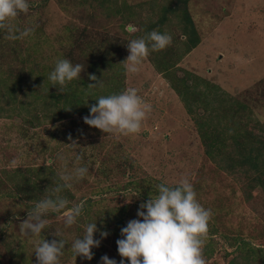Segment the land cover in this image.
<instances>
[{"label":"rangeland","instance_id":"rangeland-1","mask_svg":"<svg viewBox=\"0 0 264 264\" xmlns=\"http://www.w3.org/2000/svg\"><path fill=\"white\" fill-rule=\"evenodd\" d=\"M29 4L12 23L33 28V35L12 41L0 30V264H37L41 239L65 241L60 264H101L105 255L120 264L121 229L158 184L185 177L212 211L207 264H262L264 0ZM154 29L170 34L172 44L129 74L122 64L128 43ZM62 58L85 71L61 91L48 76ZM90 74L103 88H87ZM128 87L152 106L139 134L102 133L83 123L100 96ZM69 136L77 148L68 146ZM81 166L89 174L61 193L69 207L83 206L77 223L68 227L64 212H50L40 236L26 239L19 225L35 202L54 195L61 172ZM95 220L100 246L91 260L74 261L73 241ZM103 231L109 235L102 239Z\"/></svg>","mask_w":264,"mask_h":264},{"label":"clouds","instance_id":"clouds-1","mask_svg":"<svg viewBox=\"0 0 264 264\" xmlns=\"http://www.w3.org/2000/svg\"><path fill=\"white\" fill-rule=\"evenodd\" d=\"M29 9V0H0V30L7 33V39L23 40L34 34L33 28L21 29L12 23L21 14H27ZM127 31L134 33L137 29L128 26ZM171 44L170 34L154 29L146 36L132 39L128 43L129 54L122 64L129 74H136L152 52L162 51ZM84 71V64H74L71 60L62 58L56 61L48 80L54 87L59 85V90L62 91L72 81L80 79ZM88 79L93 82L88 84V89L103 88L102 80L96 75L90 74ZM151 111L152 106L139 94V90L128 87L120 93L100 96L96 104L90 106L89 115L83 117V123L102 133L134 135L141 132ZM68 139L71 141L69 147H78L76 140L71 136ZM77 159H81L79 154ZM48 163L53 161L49 159ZM11 166H17V161L13 160ZM88 174L86 166L61 172V183L53 189L54 195L36 201L31 213L20 223L23 236L28 240L39 237L49 223L46 217L50 212H64V222L68 227L77 223L83 206L76 204L69 207L71 202L61 193L70 189L74 180H82ZM126 203H131V200ZM136 216L137 219L128 221L121 229L122 239L116 241L120 264H124L125 260L128 264H207L204 247L212 211L199 202L194 185L188 178L180 179L174 186L158 184L157 193L139 205ZM97 231L95 220L86 225L82 237L73 241L74 261L77 256L87 260L93 258L92 249L100 246V240L94 239ZM108 235L106 231L100 232L102 239ZM65 245L62 239L38 240L34 251L37 264H60ZM101 264L117 262L105 255L101 257Z\"/></svg>","mask_w":264,"mask_h":264},{"label":"trees","instance_id":"trees-1","mask_svg":"<svg viewBox=\"0 0 264 264\" xmlns=\"http://www.w3.org/2000/svg\"><path fill=\"white\" fill-rule=\"evenodd\" d=\"M252 161H253V163H252ZM248 162H249V165L251 166L250 167L251 169H254L256 171L258 170L257 158L256 157H250ZM231 164H232V166H234V165H237L238 163L237 162H233ZM249 248H250L251 251H253L251 247H249ZM262 264H264V256H263Z\"/></svg>","mask_w":264,"mask_h":264}]
</instances>
